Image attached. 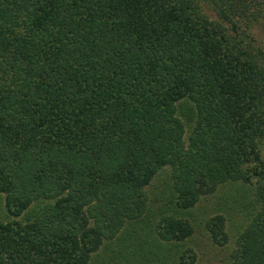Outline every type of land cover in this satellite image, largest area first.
<instances>
[{"label":"trees","instance_id":"1","mask_svg":"<svg viewBox=\"0 0 264 264\" xmlns=\"http://www.w3.org/2000/svg\"><path fill=\"white\" fill-rule=\"evenodd\" d=\"M225 186L240 229H205L264 264V0H0V264H94L153 188L191 264L190 209Z\"/></svg>","mask_w":264,"mask_h":264},{"label":"rangeland","instance_id":"2","mask_svg":"<svg viewBox=\"0 0 264 264\" xmlns=\"http://www.w3.org/2000/svg\"><path fill=\"white\" fill-rule=\"evenodd\" d=\"M232 192L227 186L219 188L213 194L200 199L190 209L193 231L181 243L179 251L189 247L193 250L191 264H225L223 248L211 241L204 223L212 215L222 214L226 218L228 233L240 229L244 219L236 203L231 200ZM155 193L156 189L153 188L149 198L152 209L143 214L144 220L130 226L124 236L119 232L111 241H105L94 253L92 263L117 259L121 264H183L177 253L169 249L174 247L166 244L156 233L159 215L154 207L159 205L161 198L158 201Z\"/></svg>","mask_w":264,"mask_h":264}]
</instances>
